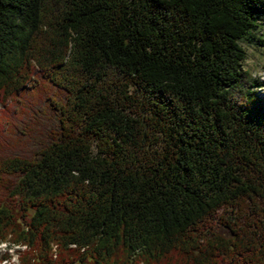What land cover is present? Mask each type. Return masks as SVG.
Segmentation results:
<instances>
[{
  "label": "trees",
  "instance_id": "1",
  "mask_svg": "<svg viewBox=\"0 0 264 264\" xmlns=\"http://www.w3.org/2000/svg\"><path fill=\"white\" fill-rule=\"evenodd\" d=\"M263 23L264 0H0V244L264 264V81L241 45Z\"/></svg>",
  "mask_w": 264,
  "mask_h": 264
},
{
  "label": "rangeland",
  "instance_id": "2",
  "mask_svg": "<svg viewBox=\"0 0 264 264\" xmlns=\"http://www.w3.org/2000/svg\"><path fill=\"white\" fill-rule=\"evenodd\" d=\"M260 37L264 39V23L260 28ZM241 45L244 47L246 53V59L244 62L245 68L254 76L259 77L260 80L264 81V46L258 45L256 42L241 41ZM260 91H264V86L259 88ZM218 230L222 233L227 234L228 231L219 227ZM23 249V247H20ZM16 246L7 248L5 244H0V264H20L17 254ZM7 253L6 260L2 259L3 255ZM10 257V258H9Z\"/></svg>",
  "mask_w": 264,
  "mask_h": 264
},
{
  "label": "bare ground",
  "instance_id": "3",
  "mask_svg": "<svg viewBox=\"0 0 264 264\" xmlns=\"http://www.w3.org/2000/svg\"><path fill=\"white\" fill-rule=\"evenodd\" d=\"M16 248H18V246H16ZM10 258V257H9ZM4 260H6L5 258H4Z\"/></svg>",
  "mask_w": 264,
  "mask_h": 264
}]
</instances>
